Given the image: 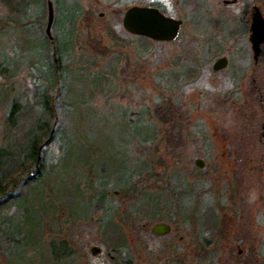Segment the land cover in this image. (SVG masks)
<instances>
[{"label":"rangeland","instance_id":"1","mask_svg":"<svg viewBox=\"0 0 264 264\" xmlns=\"http://www.w3.org/2000/svg\"><path fill=\"white\" fill-rule=\"evenodd\" d=\"M175 1L53 2L54 29L61 41L70 38L72 42L68 25L72 2L80 5L82 18L77 24L71 67L66 63L65 72L69 73V68L73 72L62 90L66 98L61 101L57 85L47 90L52 107L48 133L51 134L55 127V140L41 154L44 166H53L47 167L32 197L16 205L12 226L18 227L25 238L24 251L16 257L17 264H54L47 242L52 243L54 239L59 242L61 237L77 248L78 259L74 264H120L121 260L115 259L111 247L103 241L96 218L66 223L69 211L65 208L54 215L55 222L60 221L55 225L62 230L60 235L52 236L49 231L45 234L44 228L48 224L49 211L57 205L68 206L80 215L85 183L91 187L99 181L104 186L129 187L132 176L140 191L158 196L154 202L160 200L162 205L170 204L165 195L174 189L177 194L173 196L174 204L184 202V209L192 207V215L195 208L211 205L218 209L225 226V233L221 238L218 236L222 249L220 264H264V43L256 61L249 40L251 19L249 14L246 17L239 14L242 8L251 12L252 4L257 3L264 15V0H239L237 5H228L224 0H198L200 3L182 0V8L186 11L189 4L194 5L189 17L193 19L196 15V21L186 23L177 40L156 41L151 53L144 52L142 40L123 28L126 10L133 4L160 5L166 13L178 17L182 11ZM45 2L46 12L38 24L27 27L10 24L0 33V52L3 50L6 59H13L24 68L17 77L15 92L22 110L15 121L16 129L8 132L7 139L5 131L8 128L4 124L8 109L6 102L0 103V147L3 145L8 151L31 146L34 129L41 124L43 110H46L43 92L36 88V85L42 86L36 83L43 81V76L36 68H27L33 63L47 72L43 60L48 48L44 29L48 17L47 0ZM33 5L35 10H40L44 0H33ZM30 13L35 12L30 10ZM48 51L53 61V48ZM221 56H227L229 64L215 71L213 64ZM86 61H95L96 67L85 64ZM176 62L190 63L197 73L177 84L178 88L168 91L160 86L163 82L155 75ZM78 66H89L90 70L78 72L75 69ZM242 68L247 77L237 87L234 73L241 74ZM101 70L111 72L108 74L113 79L111 86H102L105 73ZM96 86L102 87L95 93ZM161 92L164 95H160ZM238 98L242 100L238 102ZM148 107L150 112L147 113L144 109ZM125 109L128 111L125 119L130 123L135 121L134 124L128 125L122 119L121 110ZM141 112L145 116L138 118ZM170 113H173L172 122L160 119L161 115L167 117ZM255 116L259 121L250 124V117ZM147 122L160 125L159 134L151 144L139 140L155 133L153 126L147 127ZM59 124L61 132L58 135ZM144 159L148 166L144 165ZM197 159L204 160V167L196 164ZM35 172L34 168L31 175H37ZM183 178L193 182L191 189L187 190V182L186 186H181ZM80 182H84L82 190ZM94 190H84L86 197L92 196ZM125 192L119 189L109 192L112 205L115 210L118 208L115 220L125 219L122 224L128 244L122 253L125 257L122 262L159 264L167 261L161 259L165 251L190 249V260L186 264H210L206 259V245L194 236L193 229L197 225L191 223L192 219L190 224L186 223L181 216V212H185L183 209L177 212V207H173L168 215L162 207L157 216H149L151 209L154 210V205L147 201L149 197L143 192H140V199L133 193L128 197ZM143 199L147 201L144 204L147 213L136 218L142 214L138 208H142ZM161 215L168 217L164 219ZM159 222L172 225V232L161 236L150 232L154 223ZM182 225L191 227L183 228ZM95 246L102 251L93 253ZM0 264H9V261L0 255Z\"/></svg>","mask_w":264,"mask_h":264},{"label":"trees","instance_id":"2","mask_svg":"<svg viewBox=\"0 0 264 264\" xmlns=\"http://www.w3.org/2000/svg\"><path fill=\"white\" fill-rule=\"evenodd\" d=\"M55 0H53L54 2ZM74 4L71 7V12L69 14V26H70V34H72V42L70 41V38L65 41H61L57 37V33L55 32V22H56V17L54 19V23L52 26V43L49 38L45 37V40H47L48 43V48H46V52L44 53V61H45V67H47V72H45L43 67L36 66L33 63L30 64L27 68L28 70L30 67L36 68V71L39 72L43 76V81H38L36 84L42 83V86L38 88V85H36V88L43 92L42 96L45 97V107L46 110L44 111V114L42 115V122L40 125H38L34 129V140L31 143V146H28L26 149H21L19 151H15V149H12L8 151L6 147H3L1 145L0 147V255L5 256L6 259H8L9 264H17V256L19 255L20 251H24V240L23 235L21 231L18 229L16 226H12V222L14 220V213L16 212L15 209H17V204L18 202H26L29 198H31L34 194V190L36 188V185L42 181V178L47 171V167L44 166V162L39 159V150L40 148L41 151L43 152V149L48 145L50 146L54 140L55 136L53 132H55V127L53 128L51 134L48 132V123L52 119V107L50 105V97L49 94L47 93L49 88H54L56 85L57 87V94L59 95V98L61 97V101L66 98V94L63 93V89L66 85V81H69L72 76L73 72H71L72 68L68 69L70 72L67 73L65 72L66 70V63L68 64V67H71V63L73 61V51L75 47V37H77L76 32L78 30V25L80 22V19L82 18V9L79 7L80 5L78 3L72 2ZM44 7L40 8V10H35L33 7V0H0V33H2L10 24H16L19 25L20 27H27L31 26V24H38L39 20L43 18L45 12H46V2L44 0ZM33 8V9H31ZM47 8H48V0H47ZM30 10H33L35 12L33 15L30 13ZM71 36V35H70ZM139 39L142 40L141 45L142 47L146 50V52L151 53L154 42H156L153 39H150L146 36H138ZM70 43L71 46L68 44ZM53 48L54 54L53 56L54 59L53 61L51 60V56L49 54L48 49ZM0 52V103L1 102H6V107L8 109V113L6 116V121L4 125L8 129L5 131L6 139L8 137V132H11L16 129L15 127V121L17 119L18 113L22 110V104L20 101L17 100V93L16 89V83H17V77L21 73L23 67H19L18 63L15 62L13 59H6V55L4 52ZM145 52V51H144ZM60 56L58 57L57 56ZM57 56V57H56ZM67 59L64 61L63 58ZM56 58V60H55ZM62 63L60 62V60ZM180 59V58H179ZM68 60V61H67ZM89 61H86L85 64L92 65L94 68L96 67V62H91L87 63ZM89 66L87 67H80L78 66L75 68L78 72H80L81 69H84V71H89ZM243 71H241V74H236V86L239 87L242 84V81H245L247 77V73L245 68H242ZM104 71L105 73V79H103L102 86L109 85L111 86L113 84V79L109 78L108 74H111V72H107L106 70H101ZM98 71L97 73H99ZM101 73V72H100ZM197 73L196 67H193L190 63H175L173 67H170L169 69H164L162 71H158L156 73L155 78L157 80H160L162 83L163 89L172 90L176 89L179 86V83L187 78H191ZM75 77V75H74ZM77 78V76H76ZM39 80V79H37ZM105 80L107 82H105ZM190 80V79H188ZM250 81H253L251 79ZM62 83L59 85V83ZM254 82V81H253ZM97 87L94 90L100 91V88L102 87ZM95 92V93H96ZM164 95V92H161L160 95ZM238 102L242 100V98L237 99ZM60 101V102H61ZM44 106V105H43ZM147 109V113L150 112L149 107L145 108L144 110ZM175 111V109H173ZM172 110V112H173ZM145 113V112H144ZM176 113V111H175ZM264 114V112H263ZM128 115V111L121 110V116L122 119H124L125 123L128 125H132L135 123H130L129 120L125 119L126 116ZM145 116L142 112L139 113L138 118ZM159 116V115H158ZM157 116V117H158ZM136 117V118H137ZM160 119L164 120L165 123L172 122L173 120V113H170L169 116L163 117V115L160 116ZM253 120V121H252ZM259 121L257 117H250L249 122L250 124L256 123ZM56 124V123H55ZM61 124L57 126V134L61 132ZM155 130V133L147 138H141L139 139L140 141L144 143H150L154 142L155 137L158 136L159 134V129L160 125L157 122L154 123H148L147 122V127H152ZM262 127L264 128V122L262 124ZM262 128V130H263ZM263 132V131H262ZM56 134V135H57ZM58 137V136H57ZM57 139V138H56ZM41 146V147H40ZM40 151V152H41ZM45 152V151H44ZM61 152V151H60ZM4 157V158H3ZM7 160V161H6ZM144 159L145 164L144 165H149L148 161ZM37 165L36 166L34 165ZM50 166H53L51 164ZM49 166V167H50ZM48 167V168H49ZM36 168L39 169L38 175H31L32 170ZM142 174V170L138 172V174ZM139 174V176L141 175ZM134 176H132V181H130L129 187L126 186H104L100 182L101 190L96 191L93 189L95 186L91 187L89 183H85V188L86 189H92L94 190L93 195H89L86 197L85 191L81 189V183H79V188L82 190L84 196H83V210H81L80 215H78L75 211L70 209L68 206H62L56 205V203H53L54 208L49 211L50 215L47 216V222L51 227L44 228L45 234L49 231L50 233L52 232V236H58L60 235V232L62 231L60 228L55 227V225L59 224L57 219L55 218L56 216L55 213L57 211H61L62 209H67L69 211L68 216L65 219V222H69L72 220H78V219H86L89 217L96 218V220L99 222L101 226V231L103 234V241L105 244L111 247L112 253L115 255L116 260H121L120 264H125V262L122 260H125V257L122 256V253L125 252L127 249V238L125 235V230H124V224L122 222L125 221L124 218L120 217L119 220H115V216L117 212V209L115 210V207L112 205V201L109 195V192L114 189V190H124L125 196H128L133 193L136 196V198H141L140 192L145 193L149 197L147 200L149 203H152L154 205V210L153 208L150 211L149 216H157L158 212H161V208L164 207L166 214L169 212L171 214L173 207H177V210L183 209L185 212H181V216L184 218L187 224H190V219L193 221L191 223H194L197 225L195 230V237L196 240H202L203 244H205L208 250L206 259H208V262L210 264H220L219 263V258L222 256V249L220 247V242H221V236L222 234L225 233L224 228L225 226L222 225V222H224L223 218H220V213L218 209H216L214 206H206L203 208H195L196 211L192 215V207L191 209H184L182 204L184 202H181L182 204H174V198H173V191H171L170 194H166L165 196L168 198V200L171 201L170 204H164L162 205L160 203V200L157 202H154L153 200H157L158 196L154 195L153 197L150 196L148 193L144 191H140L137 185H135L134 181ZM186 178H183V181H181V186L185 185ZM193 182L189 181L186 183L187 190L191 189ZM110 187V188H108ZM139 190V191H138ZM88 191V190H87ZM185 192V190H184ZM185 197V194H182ZM163 196V195H161ZM144 199L142 200L140 205L142 208H138L141 210V216L136 215V218H140L142 216H145L144 214L147 213L145 209V202H147ZM184 205V204H183ZM29 210V209H28ZM137 210V208L135 209ZM134 210V211H135ZM168 214V215H169ZM109 216V217H108ZM147 216V215H146ZM161 217H164V219L168 216L161 215ZM39 222H41V219H39ZM191 227V225H182L183 228L186 227ZM220 235V238L218 237ZM219 238V239H218ZM51 246V250L53 253V260L54 264L60 263V264H74L77 262L78 259V253H77V248L72 246L71 241H69L65 237H61L59 239V242L57 240H52L51 242H47ZM60 249V250H58ZM58 250V251H57ZM188 250V249H187ZM264 250V248H263ZM176 254L174 251H165L163 258L161 259H166L167 261H164L159 264H171V263H179V264H186V261L189 259V251H181L180 253V258L176 259L175 258ZM123 257V258H122ZM204 259V257H203ZM190 260V259H189ZM190 262V261H188ZM206 263V262H205Z\"/></svg>","mask_w":264,"mask_h":264},{"label":"water","instance_id":"3","mask_svg":"<svg viewBox=\"0 0 264 264\" xmlns=\"http://www.w3.org/2000/svg\"><path fill=\"white\" fill-rule=\"evenodd\" d=\"M52 0H48V23L46 32L52 38V26L55 19V9ZM251 23L250 41L254 52V59L258 61L264 43V15L258 6H255ZM181 19L165 15L159 8L149 5H132L129 7L123 18L124 28L134 35H142L156 41L175 40L182 25ZM229 64L227 56H221L215 60L213 69L220 71ZM196 164L204 167V160L197 159ZM172 227L169 223H154L152 231L155 234L162 235L170 232ZM102 251L101 247H93V253L97 254Z\"/></svg>","mask_w":264,"mask_h":264},{"label":"flooded vegetation","instance_id":"4","mask_svg":"<svg viewBox=\"0 0 264 264\" xmlns=\"http://www.w3.org/2000/svg\"><path fill=\"white\" fill-rule=\"evenodd\" d=\"M182 0H177V1H175L176 3H177V6L181 9V11H182V14L181 15H179L178 17H175V19L177 18V19H181L182 20V25H181V28H180V31L178 32L179 33V35H178V37L182 34L181 32H182V30L184 29V26L186 25V23H192L194 20L196 21V15L195 16H193V19H191L190 17H189V14L190 13H192L191 11L192 10H194V5H192V4H189L188 5V7L187 8H189L187 11L186 10H184L183 8H182V2H181ZM187 1H191V0H187ZM198 1V0H197ZM196 0H195V2H197ZM224 2L226 3V4H235V5H237V4H239V0H224ZM198 3H200V1H198ZM149 6H155V7H157V8H159L165 15H168V16H171V15H169L168 13H166V9L165 8H162L160 5H149ZM255 6H258V8H259V5L256 3H253L252 4V10H251V12L248 10V8H242L241 10H240V12H239V14L240 15H243V16H247L248 14H249V19H251L252 18V16H253V13H254V9L253 8H255ZM261 10V9H260ZM250 13H251V15H250ZM100 17H102L103 18V14H101V16ZM172 17H174V16H172ZM48 18V17H47ZM46 18V19H47ZM124 18V17H123ZM47 23H48V19H47ZM251 23H252V19H251ZM122 24H123V20H122ZM46 28H47V25H46ZM46 28H44L45 29V34H46V38H49L50 39V41H51V43H52V41H53V39L51 38V37H49L48 36V34H47V32H46ZM123 28H124V26H123ZM125 29V28H124ZM250 29H251V25H250ZM249 29V30H250ZM126 30V29H125ZM127 31V30H126ZM127 33H129V34H131V35H134L133 33H131V32H129V31H127ZM195 35H200V33H194ZM250 35H251V33H249V39H250ZM135 36H142V35H137V34H135ZM146 36V35H145ZM177 37V38H178ZM177 38L175 39V40H177ZM214 39H215V37H214ZM172 41H174V40H172ZM119 45V44H118ZM250 45H251V43H250ZM145 52H146V50H145ZM55 60H56V58H55ZM118 70V69H117ZM37 79L35 78V81H36ZM36 85V84H35ZM41 147V146H40ZM41 149L42 148H40V150H39V159H41L42 160V151H41ZM41 151V152H40ZM35 166H36V168H37V165L36 164H34ZM35 168V170H36V172L35 173H37V175H38V173H40L39 172V169H36ZM32 175H34V174H32ZM97 189V190H96ZM101 190V186H100V181L98 182V184H96L95 185V192L96 191H100ZM174 190V189H173ZM172 190V191H173ZM176 191H173V196L174 195H177L176 193H175ZM177 212H179V210H177V209H175ZM171 227H172V225H171ZM172 230H173V227H172ZM151 231H152V227H151ZM150 231V232H151ZM172 231L170 230V232H168V233H171ZM153 233V232H152ZM168 233H166V234H168ZM155 234V233H154ZM156 235H158V234H156ZM162 235H165V234H162ZM158 236H161V235H158ZM190 249H188L187 251H189ZM187 251H185V252H187ZM180 251L177 249V251H175V254H176V256H175V258L176 259H179L180 258ZM191 252L189 251V254H190Z\"/></svg>","mask_w":264,"mask_h":264}]
</instances>
